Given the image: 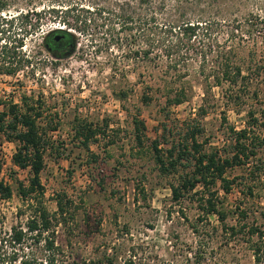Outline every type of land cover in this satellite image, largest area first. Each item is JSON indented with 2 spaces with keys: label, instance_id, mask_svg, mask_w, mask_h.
I'll use <instances>...</instances> for the list:
<instances>
[{
  "label": "rangeland",
  "instance_id": "rangeland-1",
  "mask_svg": "<svg viewBox=\"0 0 264 264\" xmlns=\"http://www.w3.org/2000/svg\"><path fill=\"white\" fill-rule=\"evenodd\" d=\"M16 4L12 14L31 20L20 27L18 17L0 19V110L16 105L23 111L24 97L35 102L47 148L44 195L24 196L31 169L14 165L17 143L0 134V182L13 191L10 199L0 194V264H264V0ZM186 23L199 25L191 40L178 30ZM58 29L77 40L62 59L44 47L45 36ZM227 64L249 76L247 88L215 86ZM9 69L16 72L9 75ZM166 86L173 93L185 88V102L168 106L158 91ZM136 118L145 125L142 147ZM78 122L103 132L89 149L75 135ZM198 124L204 152L232 159L241 144L249 155L246 160L239 153L244 165L227 170L231 191L220 183L216 188L223 221L206 215L202 189L173 199L171 186L193 167L183 161L163 174L151 148L159 142L167 159ZM242 131L247 137L238 143ZM59 195L69 200L63 216L57 214ZM41 208L51 226L36 238L28 230ZM252 226L261 238H249ZM14 230L26 235L15 247L9 242Z\"/></svg>",
  "mask_w": 264,
  "mask_h": 264
},
{
  "label": "trees",
  "instance_id": "trees-1",
  "mask_svg": "<svg viewBox=\"0 0 264 264\" xmlns=\"http://www.w3.org/2000/svg\"><path fill=\"white\" fill-rule=\"evenodd\" d=\"M73 11L71 7L62 13L70 14ZM30 20L31 17L27 15V23L30 22ZM198 26L199 25L195 23H186L182 27H178V30L180 32L182 31L180 34H182L183 37H187L188 40H191L196 35ZM172 29L173 28H171V31ZM57 38H59V40H57ZM76 42L77 40L74 34L63 29H58L51 31L45 36L44 47L52 56L54 55L49 48L54 50L59 47L61 50H65L66 55L63 57L65 58L73 52L76 47ZM219 71L220 72L216 76V81L214 82L216 87H223L225 84H228L231 88L237 86L247 88L250 78L244 75L243 69L240 66L227 64L220 68ZM15 72V69L8 70L9 75H13ZM158 91L162 93V95L167 96L168 106L181 105L188 97L185 88L173 93V90L166 86L165 90L159 88ZM205 93L207 94V92ZM145 99L149 101L151 97L147 96ZM30 100L31 99H27L26 97L22 98V103L25 107L23 111H19V107L16 105H11L8 112L0 110V134L5 135L9 141H15L17 143L16 153L12 158L14 165L20 169L30 168L32 172L30 181L31 189L28 192L23 188L21 189V193L24 196L29 195L31 191L44 195L41 173L45 168V153L47 148L46 132H44L38 124L43 118V111H41L39 107H36L37 104L35 102L29 104ZM203 111L202 108V112ZM134 127L137 144L142 147L144 142L143 132L145 130L144 122L136 118L134 119ZM202 132V128L199 124L190 128L185 136V141L179 144L178 147H173L167 151V159L162 150L159 149V142H153L151 148L155 155V161L163 174H170L177 171L183 161H186L187 164L190 163V166L193 167L192 174L184 177L178 187L174 185L171 186L173 199L179 201L183 197V194L202 189L203 199L200 205L203 207L206 215L217 214L223 221L225 219V214L219 210L218 202L215 201V198L218 196L216 188L220 183L225 193H229L231 191L232 182L226 179L227 170L235 165H244V161L239 157V153L242 154L246 160L249 159V155L245 152L246 148L241 144H238V147H241L238 155L233 156L232 159L222 158L218 152L206 153L203 150V145L198 140V136L201 135ZM101 134H103L102 130L87 122H78L76 126L75 135L85 149H89L90 144L95 142ZM239 137L238 143L241 139L247 137V132L242 131ZM251 155H254V152H251ZM0 194L5 199H10L13 195L12 188L1 181ZM68 203L69 200L65 202V197L58 196V215L63 216L66 213V209L69 205ZM38 213L39 220H32L28 230L31 234L35 233L36 238L41 237L51 226V217L47 210L41 208ZM231 230L234 234L236 228H232ZM247 233L249 238H253L254 236L261 238L263 235L259 232L258 228L253 226L248 228ZM25 236L22 230H14V234L10 236L9 242L11 245H14V247L15 245H21ZM47 243L48 248L52 247L53 244L51 242ZM256 248V252L259 254L260 247L257 246ZM14 256H16L15 253ZM16 260H18L17 257L12 258L13 263H15ZM19 264L37 263L34 259H27L20 260Z\"/></svg>",
  "mask_w": 264,
  "mask_h": 264
},
{
  "label": "flooded vegetation",
  "instance_id": "flooded-vegetation-1",
  "mask_svg": "<svg viewBox=\"0 0 264 264\" xmlns=\"http://www.w3.org/2000/svg\"><path fill=\"white\" fill-rule=\"evenodd\" d=\"M21 1L25 2L26 0H0V19L2 22H5L6 20L9 21V19H12V17H18L17 21H19V26L22 27L23 21L26 20V16L25 15L24 17L21 16V13L18 14L17 16L12 14V10H14L17 7L15 6L17 5L16 3H19ZM57 39L59 40V38ZM49 50L58 59H62L66 55L65 50H61V48L59 47H57L54 50L49 48Z\"/></svg>",
  "mask_w": 264,
  "mask_h": 264
},
{
  "label": "water",
  "instance_id": "water-1",
  "mask_svg": "<svg viewBox=\"0 0 264 264\" xmlns=\"http://www.w3.org/2000/svg\"><path fill=\"white\" fill-rule=\"evenodd\" d=\"M58 40V39H57Z\"/></svg>",
  "mask_w": 264,
  "mask_h": 264
}]
</instances>
